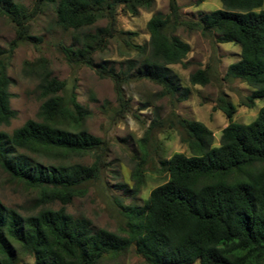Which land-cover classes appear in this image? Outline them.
<instances>
[{"label":"trees","instance_id":"obj_1","mask_svg":"<svg viewBox=\"0 0 264 264\" xmlns=\"http://www.w3.org/2000/svg\"><path fill=\"white\" fill-rule=\"evenodd\" d=\"M206 0H198L201 4ZM166 14L156 12L146 24L148 41L133 43L135 33L117 28L119 14L136 17L154 0H36L35 7L50 5L58 29L70 34V45H58L70 68L92 69L109 79L117 102L112 120L129 113L123 87L147 81L159 88L152 98L167 99L174 108L191 94L172 66H184L190 47L177 35L192 28L211 35L217 44L239 47V60L226 69L223 81H239L250 94L239 105L251 109L264 99V0H220L221 8L186 20L176 0H167ZM0 18L15 31V38L0 48V125L16 116L10 108L12 84L7 75L14 51L40 39L30 34L29 15L13 0H0ZM106 21V26L97 23ZM121 36L135 54L118 68L95 63L93 56ZM122 38V37H121ZM23 76L36 82L41 104L35 120L11 134L0 131V171L9 183L34 194L38 210L29 215L0 202V264H103L130 248L145 264H264V107L249 124L233 122L236 107L224 95L213 110L228 121L219 144L210 129L189 121L173 110L164 120L155 113L138 143L152 140L156 129L177 133L188 154L177 153L159 161L167 179L154 188L143 205L120 206L124 227L120 232L95 229L90 220L65 210L83 197L89 183L98 181L105 143L86 129L87 107L76 99V85L53 76L48 61L39 57L24 62ZM191 86L211 83L207 69L190 74ZM151 106L147 101L143 107ZM90 156L91 165L74 163ZM133 195L144 186L143 165L132 174ZM59 204L58 209L52 206Z\"/></svg>","mask_w":264,"mask_h":264},{"label":"rangeland","instance_id":"obj_2","mask_svg":"<svg viewBox=\"0 0 264 264\" xmlns=\"http://www.w3.org/2000/svg\"><path fill=\"white\" fill-rule=\"evenodd\" d=\"M23 6L29 15L30 34L40 39L38 43H26L19 46L13 53L8 64L7 75L12 84L10 108L16 116L9 125H0V131L11 134L25 122L35 120L41 100L36 91V82L22 74L24 62H33L39 57L45 58L53 76L67 81L70 87L73 80L76 85L77 102L87 107L91 113L86 122V129L94 137L105 143L103 168L100 179L87 185L83 197L73 199L65 210L74 217H84L91 221L93 228L120 232L124 227V218L120 206L129 204L143 205L149 193L165 182L167 176L159 165V161L169 159L177 153L188 154L185 145L180 143L177 133L163 128L153 132L152 140L143 148L138 141L143 138L146 129L151 125L154 115L164 120L173 110L180 117L189 121H198L211 130L214 145L219 144L221 131L228 124L225 116L218 110H213L219 96L224 97L236 107L233 122L249 124L258 111L264 107V99L255 102L251 109L241 107L240 102L250 94V90L234 81H223L229 65L239 60L240 49L234 44H217L211 35H202L192 28H182L177 31L179 38L187 43L190 52L184 61V66H172L184 87L191 90L185 102L174 108L167 99L152 98L159 88L147 81H139L123 87L124 98L128 101L129 113L119 120H112V112L103 109L104 102L115 109L117 102L113 85L109 79H100L92 69L86 67L70 68L58 51V45H70V34L65 33L55 25L53 8L50 5L35 7L36 0H13ZM182 16L188 21H195L200 14L209 13L221 8L220 0H206L197 4L198 0H176ZM264 9V6H263ZM168 11L167 0H154V6L149 10L141 9L138 16L131 17L119 14L117 28L124 32L135 33L133 43L142 44L148 41L146 24L153 14ZM106 21L97 23V27L106 26ZM122 37V38H121ZM111 40L107 48L93 56L95 63L109 62L118 68L126 59L135 58V54L124 46V36ZM15 38V31L9 22L0 18V48L4 49ZM198 69H207L211 75V83L206 86H191L188 82L190 74ZM150 101L151 106L143 107ZM74 163L89 166L93 159L90 156L75 159ZM143 165L144 186L140 193L133 195L132 174L138 165ZM34 194L9 183L0 171V202L23 215L36 212L39 208L33 201ZM54 209L59 204L52 206ZM30 264V260L24 259ZM103 264H145L133 248L110 257ZM194 264H198L195 262Z\"/></svg>","mask_w":264,"mask_h":264}]
</instances>
